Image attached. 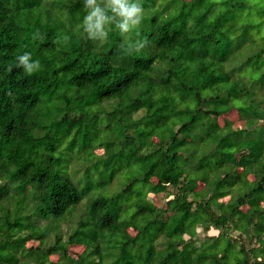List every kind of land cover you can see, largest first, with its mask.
I'll return each mask as SVG.
<instances>
[{
	"label": "trees",
	"instance_id": "obj_1",
	"mask_svg": "<svg viewBox=\"0 0 264 264\" xmlns=\"http://www.w3.org/2000/svg\"><path fill=\"white\" fill-rule=\"evenodd\" d=\"M140 3L92 40L83 0H0V264H264V0Z\"/></svg>",
	"mask_w": 264,
	"mask_h": 264
},
{
	"label": "clouds",
	"instance_id": "obj_2",
	"mask_svg": "<svg viewBox=\"0 0 264 264\" xmlns=\"http://www.w3.org/2000/svg\"><path fill=\"white\" fill-rule=\"evenodd\" d=\"M83 6L87 9L83 19V29L92 40L106 39L108 36L106 26L112 23H115L123 36L137 28L144 17L140 0H83ZM145 45L146 41L140 40L136 45V51L139 52ZM17 59V67H22L28 74L38 72L41 68L40 61H33L30 53H25Z\"/></svg>",
	"mask_w": 264,
	"mask_h": 264
},
{
	"label": "rangeland",
	"instance_id": "obj_3",
	"mask_svg": "<svg viewBox=\"0 0 264 264\" xmlns=\"http://www.w3.org/2000/svg\"><path fill=\"white\" fill-rule=\"evenodd\" d=\"M217 122H218L220 127L225 125L226 123L227 124L231 123V128L232 129H236V128L241 129V128L245 127V124H244L243 120H241L239 118V116H238V114H237L235 109H232V110L228 111L227 113H225L224 115L220 116L218 118ZM151 140L154 143L157 142V139L154 136L151 137ZM102 152H103V150L100 149V148H96L95 151H94V153L96 155H100V154H102ZM82 163L83 162L80 161L79 164L75 163V164H72L70 166V169H71L72 173H74L75 170L78 171L76 177H79V176L82 175L83 168H84V165ZM248 179L252 180L253 177L249 176ZM121 181L122 180H117L116 179L113 183H111L109 185V187H108V193L111 194V193H114V192L118 191L122 187V185H120L122 183ZM202 185H203V183L198 182L196 189L197 190L198 189H202ZM168 190L171 191L172 189L170 187H168ZM146 198H147L148 201H150L151 203H153L154 205H156L159 208H165V206H166L165 205L166 204V198H165V196L163 194H159V195H156V196H154L152 194H149ZM227 200H228V196H225V197L219 199L220 202H226ZM242 209L244 210L245 208L243 207ZM83 213H84V206H83V204H80L78 206V208L76 209L75 213L72 216H70L69 218L63 220V222L60 225V227L62 228L61 232L63 234V237L66 236V233L69 231L70 227L77 221V219ZM128 232L130 234H134V231L131 230V229H128ZM217 234H218V231L213 229V228H210L205 233V232H203V229L199 225L196 227V237L199 240L205 238L206 236H216ZM50 238H51V235H50L49 239H46L47 242H46L45 245H48V243H50L52 241V239H50ZM187 238H188L187 236H184V239H187ZM240 240H241V242H243V241H245V242L248 241L249 242V239L248 238L244 239V236ZM37 245H38V242L32 240V241L28 242L26 246L35 247ZM70 251H71V253L73 252L72 254L70 253L71 255H76V254H78L79 251H81V249L78 248V247H74V248H70ZM50 260L51 261H56L57 259H56V257H51Z\"/></svg>",
	"mask_w": 264,
	"mask_h": 264
}]
</instances>
